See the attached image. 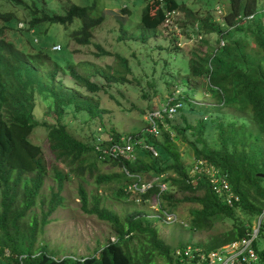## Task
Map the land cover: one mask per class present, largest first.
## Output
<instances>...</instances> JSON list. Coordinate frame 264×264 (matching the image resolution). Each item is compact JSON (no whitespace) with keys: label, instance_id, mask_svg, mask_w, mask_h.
<instances>
[{"label":"trees","instance_id":"trees-1","mask_svg":"<svg viewBox=\"0 0 264 264\" xmlns=\"http://www.w3.org/2000/svg\"><path fill=\"white\" fill-rule=\"evenodd\" d=\"M59 1L69 4L64 13L54 11L53 5ZM259 2L226 0L228 11L221 23L210 13L200 18L193 16L190 26L182 18L176 21L182 28L190 30L195 23L200 34L219 36L214 49L204 54H192L183 82L188 80L204 86L217 105L215 108L209 105L211 110L207 111L210 112L207 117V106L195 111L191 108V101L179 96L177 100L182 102L183 108L172 119L165 118L164 123L159 124L158 137H150L143 131L133 134L140 137L142 146L135 149L136 160L126 161L101 157L96 149L100 145L108 146V137L118 140L122 135L113 130L106 132L99 125L90 139L81 141L63 122L67 110L101 118L97 103L66 88L58 76H68L89 92L100 90L90 77L80 74L69 63L65 47L68 36L77 45H89L93 30L103 23L105 16L92 6L78 5L71 0H0V256L8 250L6 259L10 264H152L151 256L155 254L165 264H173L172 249L158 237L155 227H142L145 217L137 213L122 222L116 213L100 206L98 195L87 193L82 185L78 187L82 211L110 224L116 233L115 241L108 240L93 255L82 259L56 258L45 246L37 245V236L49 223L48 217L62 207L64 199L60 192L65 181L71 175L83 178L86 173L94 177L97 188L127 179L125 186L117 188L115 199L146 202L158 195L163 215L176 217L178 205L186 202L199 206L195 214L206 228H211L217 220L230 219L231 227L223 234L211 238L206 244L197 245L205 251L244 237L246 225H251L264 210V7L259 10ZM126 8L120 11L129 13ZM179 9L189 13L176 0H165L163 6H159L156 0L146 1L138 21L141 31L153 33L161 27L165 10ZM19 15L23 17L19 18ZM22 20L26 27L18 29L17 24ZM75 20L81 24L69 31L64 43L58 41L53 30L49 32L46 28L47 25L68 28ZM161 28L164 32L169 31L167 27ZM169 35L174 46L179 45L175 34ZM34 37L38 38V43L33 42ZM221 41L223 46H220ZM53 44H61L64 52L56 54L51 51ZM96 47L103 55H110L100 46ZM116 57L120 60V67L128 72L127 61ZM101 74L108 80L124 79L123 76ZM40 98L51 101V112L45 114L46 119L38 120L35 110ZM219 107L247 116L248 122L238 124L233 120L217 119L211 112ZM37 128L44 129L56 163L50 168L41 147L31 140ZM210 131L216 139V146L206 144L205 136ZM98 138H101L100 142ZM180 144L188 146L194 160L211 163L227 174L239 202L232 207L224 204L204 176H200L194 185L190 184L189 168L183 162L178 148ZM145 145L152 146L157 156H153ZM90 158L94 160L90 162ZM97 162L125 169L130 177L124 171L121 174H100ZM49 175L56 183V191L51 189L50 198L46 202L41 200L47 210L42 212L38 222L29 213L37 205ZM144 176L160 179L145 192L127 190L133 178L143 181ZM163 183L166 190L160 192L159 185ZM172 190L180 193L181 198H176ZM237 210L242 211L245 220L236 215ZM261 231L262 223L259 235ZM134 232L145 233L152 246L141 257H136L128 248V239ZM254 248L259 262H264V252H258L255 243Z\"/></svg>","mask_w":264,"mask_h":264},{"label":"rangeland","instance_id":"rangeland-1","mask_svg":"<svg viewBox=\"0 0 264 264\" xmlns=\"http://www.w3.org/2000/svg\"><path fill=\"white\" fill-rule=\"evenodd\" d=\"M78 5H88L100 10L105 16L103 23L93 30L90 44L80 46L69 40L65 47L66 59L74 65L80 74H86L91 82L96 84L100 90L89 92L72 82L66 75L59 74L63 85L75 92H79L83 97L91 98L97 103L100 117H91L86 112H73L67 110L63 117L68 131L78 140L86 141L91 138L95 128L102 125L106 132L114 131L120 135H133L143 131L145 121L143 114L149 110L157 109L165 105L171 96H185L196 110H202L207 106L216 107L214 98L204 90V86L197 85L186 79L188 62L193 53L204 54L206 51L217 46L218 35L201 33L202 39L180 40L179 45L174 46L168 31H163L160 27L156 31L142 32L140 22L141 10L145 5L144 0H71ZM180 7L185 8L189 13L179 9V18L190 26L194 17H204L209 13L214 20L222 22L228 11L226 0H176ZM128 2V3H127ZM127 3L129 13L123 14L120 10ZM68 2H58L53 5L56 13H64L68 8ZM259 10L264 7V0L259 2ZM93 13H95L93 11ZM194 16V17H193ZM19 18L23 15H19ZM182 21V22H183ZM80 21L75 20L68 28L60 25H47L49 32L53 30L55 37L60 43H64L70 30L80 26ZM195 24V23H194ZM186 26V27H187ZM185 27V25H184ZM64 52L63 46L60 44ZM100 46L110 55H103L97 49ZM57 52L56 54H59ZM127 61L128 72L120 67L118 57ZM106 76H114L124 79L108 80ZM37 109L35 116L38 120L46 119L45 114L49 111L51 101L40 98L36 102ZM216 104V105H215ZM210 105V106H209ZM197 107V108H196ZM205 112L209 116L210 112ZM212 115L217 119L225 121H236L238 124L248 122L247 116L233 112L226 108L219 107L212 110ZM206 144L216 146L217 142L210 131L206 134ZM31 140L41 147L47 167L53 165L54 157L49 150L42 128H37L31 136ZM184 164L189 168L194 157L192 151L186 144L178 145ZM90 158L89 161H93ZM56 164V163H55ZM97 170L100 174H121L122 169L112 166L111 163L97 162ZM58 168L65 171L62 166ZM144 176L143 180H149ZM127 180V179H126ZM125 179L112 182L97 188L94 184V177L88 173L83 178L71 175L65 181L60 196L64 199L62 207H59L49 217V223L43 227L42 232L37 236V245L47 248V251L56 258L72 257L82 259L93 255L103 247L108 240L116 238V233L110 224L100 221L95 216L86 215L81 209L78 197V187L82 185L87 193L96 194L100 198V206L113 211L124 222L134 214L139 213L145 217L142 227L154 226L158 237L163 240L172 250L188 245L206 244L211 238L223 234L231 226V220L223 218L213 222L211 228H206L196 210L199 206L193 203L181 202L176 209L175 219L165 216L156 200L146 202L115 199L116 190L125 186ZM51 189L56 191V183L49 175L44 182L37 205L31 210L29 215L41 221L43 211L47 210L46 204L42 201L48 200ZM134 193V192H133ZM172 193L176 198H181L180 193ZM236 215L245 220L242 211L237 210ZM259 217L253 220L257 224ZM262 231L255 241L258 252H264V217L261 219ZM194 224V227L193 225ZM128 248L136 257H141L146 251L152 249L149 238L145 233L134 232L128 239ZM9 255L5 250L4 256H0V264H10L6 259ZM152 264H165L157 255L151 256ZM253 264H264L257 262Z\"/></svg>","mask_w":264,"mask_h":264},{"label":"built area","instance_id":"built-area-1","mask_svg":"<svg viewBox=\"0 0 264 264\" xmlns=\"http://www.w3.org/2000/svg\"><path fill=\"white\" fill-rule=\"evenodd\" d=\"M160 2L164 0H159ZM178 12L175 10L167 11L164 14L163 27L169 29V33H174L178 42L186 40L190 42L197 38L202 39L198 31V25L194 24L192 29H184L178 25L175 20ZM220 46H223V42H220ZM58 45L53 46L52 50H59ZM177 97L171 96L168 98L165 105L158 107L154 110H149L143 114L145 126L143 133L150 137H158L160 134L159 124L164 123V119H172L181 108L183 104L177 100ZM101 138H98L100 142ZM108 146H97V150L101 157H110L112 159H123L126 161L136 160V147L142 146V140L136 135H122L118 140L108 137ZM153 156H157V152L152 146H144ZM122 171L126 172L125 169ZM126 175L127 172L125 173ZM204 176L205 180L212 187L215 194L221 198L222 202L229 207L239 202V196L235 194L228 181L227 174L222 172L221 169L217 168L211 163H205L202 160H194L193 164L188 169V181L194 185L197 180ZM128 177H130L128 175ZM160 177L150 178L149 180L141 181L140 178H133V181L127 186V190L132 192H145L148 190L153 183L158 182ZM160 192L166 190V184L159 185ZM159 203V196L156 195L152 198ZM169 219L174 218L173 215H165ZM264 217V210L259 216L257 224L246 225L245 236L240 240L228 243L215 250L205 251L197 245H188L182 248H175L172 250L171 258L173 264H253L259 262V256L254 248V243L259 236V230L261 226V219ZM115 241V238L112 240Z\"/></svg>","mask_w":264,"mask_h":264},{"label":"clouds","instance_id":"clouds-1","mask_svg":"<svg viewBox=\"0 0 264 264\" xmlns=\"http://www.w3.org/2000/svg\"><path fill=\"white\" fill-rule=\"evenodd\" d=\"M156 1H157V3H158L159 6H163L164 3H165V0L162 1V2H160L159 0H156ZM127 3H128V2H127ZM127 3L123 4V6L126 7ZM167 11H172V10H165V13H166ZM175 11H176V10H175ZM177 12H178V15H177V17H176L175 22H176L177 20H180V19H181V18H179L180 12H179V11H177ZM165 13H164V14H165ZM162 24H163V23H162ZM25 27H26V23H25L23 20L18 22V24H17V28H18V29H24ZM161 27H163V26L161 25ZM180 27H181V26H180ZM181 28H182V27H181ZM184 29H186V28H184ZM30 33H31V34H34V33H33V30H30ZM200 35H201V34H200ZM201 36H202V35H201ZM33 42H34V43H38V42H39L38 38H37V37H34V38H33ZM56 45H58V46L60 47V49H59V50H52V47H53V46H56ZM50 50L53 51V52H59V51L61 50V46H60V44H53V45L50 47Z\"/></svg>","mask_w":264,"mask_h":264}]
</instances>
